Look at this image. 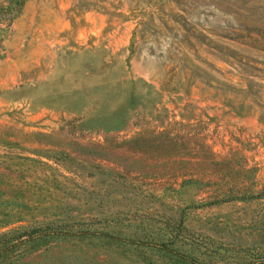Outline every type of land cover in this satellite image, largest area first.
<instances>
[{
    "label": "rangeland",
    "instance_id": "obj_1",
    "mask_svg": "<svg viewBox=\"0 0 264 264\" xmlns=\"http://www.w3.org/2000/svg\"><path fill=\"white\" fill-rule=\"evenodd\" d=\"M32 6L0 64V264L264 258V0Z\"/></svg>",
    "mask_w": 264,
    "mask_h": 264
},
{
    "label": "crops",
    "instance_id": "obj_2",
    "mask_svg": "<svg viewBox=\"0 0 264 264\" xmlns=\"http://www.w3.org/2000/svg\"><path fill=\"white\" fill-rule=\"evenodd\" d=\"M8 1L9 0H0V7L7 6ZM35 2L36 0H27L25 6L20 9V12L12 19L8 26L4 22L2 23V19L0 18V34L3 36L2 46L6 51L5 55L3 54V58H0V64L6 61H14L12 58L13 56H20L21 47L24 45L25 40L23 31L26 26H28L30 30L32 28L33 31L36 32L37 25L36 18L34 17L36 8L31 9L33 7L32 3ZM29 43H31V40H29Z\"/></svg>",
    "mask_w": 264,
    "mask_h": 264
},
{
    "label": "trees",
    "instance_id": "obj_3",
    "mask_svg": "<svg viewBox=\"0 0 264 264\" xmlns=\"http://www.w3.org/2000/svg\"><path fill=\"white\" fill-rule=\"evenodd\" d=\"M251 264H264V258L257 259V262H253Z\"/></svg>",
    "mask_w": 264,
    "mask_h": 264
}]
</instances>
